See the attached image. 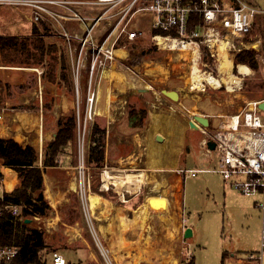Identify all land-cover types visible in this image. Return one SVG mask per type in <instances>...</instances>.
I'll return each instance as SVG.
<instances>
[{
  "label": "rangeland",
  "instance_id": "1",
  "mask_svg": "<svg viewBox=\"0 0 264 264\" xmlns=\"http://www.w3.org/2000/svg\"><path fill=\"white\" fill-rule=\"evenodd\" d=\"M254 5L264 9V0H254ZM25 11L0 6V36L19 35L18 38H28L31 42L35 41V44H38L37 41H41L37 39H42L46 53L41 64L29 67L26 63L27 55L31 57L36 54L34 56L36 59L42 58L38 55L35 47H30L31 55L16 49L0 52V91L4 95L0 102V113L5 112V122L11 128V125L15 126L18 123L14 120L18 111H40L43 103V89L40 83H37L39 80L45 82L47 86H52L50 90L44 88V106L48 111L45 119L48 123L55 120L54 115L50 113L51 107L53 108L56 102L51 93L52 88L59 94L67 92L72 95L74 110L81 115V131L78 129L75 143L68 146L60 155L62 164H66V162L71 164L74 159L77 161L76 166L82 159L86 164L92 126L97 121L108 129L105 147L109 149L108 147L112 146V149L107 150V154L108 152L111 154L112 151L114 153L111 155L115 158L121 155L128 157L136 153L138 148L142 149L148 133L155 134L159 128V133L163 132L167 137L175 139L179 143L181 168H218L217 159L208 160L203 155L199 142L206 137V134L202 133L200 129L188 126V121H191V118L196 115H205L206 117L209 115V117L211 116V126L216 127L222 121L219 119L220 117L224 118L227 115L235 114L246 105L247 101L259 99L264 95V22L261 19L256 20L252 30V36L261 40L259 46L262 47L258 50L252 49L257 53L258 66L252 67L250 63H238L236 57L240 52H232L235 66L247 64L252 73L249 76L240 77L241 85L235 91L227 89L225 84L221 87H214L206 82H204L206 87L203 91L196 87L192 88L188 82L192 72V55L187 51L170 50L158 46L152 38V16L148 13L139 15V18L133 23V28L143 31L138 39L134 42H124L120 46L128 51L126 59L116 58L108 68L97 67L92 78L88 63L89 54H84L86 62L80 67V79L76 80L74 72L77 67L72 65V60L76 59L79 54V50H76L78 44L73 42L71 51L59 30L56 29L57 26H41L40 33L35 34L34 25L25 21L27 20L24 16ZM258 17L264 19V16ZM46 27L47 29H45ZM76 28L75 24L68 25L69 31L73 33L77 32ZM245 41H251V39L247 38ZM16 47L20 48V44ZM48 50H54V53L48 54ZM202 51L203 60L198 59L199 69L211 73L213 76L221 77L217 61L215 60L213 63L206 61L207 55L204 49ZM64 59L67 61L68 68L71 67V72L68 69V75L75 81L74 92L69 87L68 82L71 80L67 82L61 79V67ZM113 71L124 74L127 82L112 78ZM234 73L238 76L237 67L234 68ZM29 75L31 76L28 78ZM36 86V89L33 88ZM163 90L177 91L180 97L178 100H173ZM131 108H137L139 111L142 108L147 110L148 116L145 120L147 124L144 130L130 129L127 114ZM90 114L93 116L92 119ZM154 114H159V119L149 130L151 117ZM19 126L12 127L15 128L13 132L19 135V139L23 140L24 135H30L34 139L31 136L32 132L30 134L27 129H22ZM187 128L193 131L187 130ZM47 143L44 141V148ZM39 152L41 158V149ZM110 165L127 167L124 166L122 160L119 163H110ZM132 165H138V161L133 162ZM76 166L69 170L70 174L68 173V175L57 169L51 178L46 174L45 179L47 187L52 189L65 188L66 184L72 181L69 183V187L71 188L70 185H72L76 189H70L71 208L64 207L62 213L68 222L70 209L80 211L81 207L79 208V204L75 203H81L83 199V210L87 221L85 223L82 218L78 224L83 226L88 224L89 226L88 218L96 217L97 213L91 215L87 198L91 192H99L102 188L100 186L101 176L105 172L107 162L104 161V166L101 169L95 168V166L88 167L86 164L87 169L83 172V176L79 166ZM106 170L108 171V169ZM136 170V168H131L130 172L135 173ZM183 176L185 178L183 188L184 217L186 223L195 228V236L191 239V244L189 243L190 238L180 240L179 253L177 252L181 257L180 264H187L192 255L195 257V264H223L225 252H229L230 255L236 253V257L247 259V255L252 251L260 249L262 225L258 224V213L246 204V200L254 202L256 196H245L226 185L223 176L218 173L197 172L193 175L186 172L183 173ZM81 180L86 185L84 198H81L79 194ZM75 182H78L76 187ZM162 185H159V190ZM150 193V186L144 187L143 193L136 200L145 201V197ZM115 194L112 192V197L115 198ZM103 199L105 198L103 197ZM151 210L155 215L148 212V216H154L150 222L149 231L145 235L142 233L140 237L127 238L128 242L125 244V248L119 252L120 254L112 252L111 247L102 236L101 241L98 242L89 227V233L86 231L85 235L90 240L91 248L96 254L94 264H109V261L113 264H129L127 258H123L121 255L125 254L131 257L134 252L146 255L142 264H160L159 253L176 251L177 243L170 237L174 225L168 221V216H161L157 210ZM145 225L146 223L142 224V227ZM240 251H244L243 254L238 253ZM68 264L71 263L68 262Z\"/></svg>",
  "mask_w": 264,
  "mask_h": 264
},
{
  "label": "built area",
  "instance_id": "2",
  "mask_svg": "<svg viewBox=\"0 0 264 264\" xmlns=\"http://www.w3.org/2000/svg\"><path fill=\"white\" fill-rule=\"evenodd\" d=\"M0 6L27 10L25 17L39 28L57 26L71 51L73 42H76L79 54L72 60V65L77 67L74 72L76 80L80 79V67L86 62L84 54H89L92 78L97 67L111 66L116 59L114 52L120 49V41L126 38L134 42L142 34V30L133 28V23L139 15L146 13L152 16V28L169 32L152 36L158 46L160 38L194 44L198 47L200 60H203L202 50L206 48L217 61L223 42L228 43L231 57L232 52L262 47L259 46L261 40L252 36V30L258 16H264V9L244 0H0ZM191 14H198L202 19V24L192 30L189 29ZM69 24H75L77 32L69 31ZM247 38L251 41H245ZM237 71L239 77L249 76L241 74L239 67ZM238 87L240 85L235 88ZM263 103L264 95L247 101L235 114L221 117L218 127L209 125L208 129L195 122L206 134L201 142L202 149L208 160H218V168L179 169V172L193 175L197 172L218 173L226 185L241 194L264 196ZM80 117L77 112L79 131ZM90 118H93L91 114ZM210 141L215 143V149L208 146ZM78 166L83 176L87 169L85 161L82 159ZM85 192L86 185L81 180V198ZM257 207L262 216L261 247L257 253L249 254L251 261H260L264 256V199L258 202ZM4 208H9L13 216L21 214L19 206ZM89 226L100 242L92 223ZM19 254V247L0 244V264H15ZM52 264L68 263L62 255L54 253ZM109 264L113 263L109 261Z\"/></svg>",
  "mask_w": 264,
  "mask_h": 264
},
{
  "label": "crops",
  "instance_id": "3",
  "mask_svg": "<svg viewBox=\"0 0 264 264\" xmlns=\"http://www.w3.org/2000/svg\"><path fill=\"white\" fill-rule=\"evenodd\" d=\"M244 1L249 2L254 5V0H248V1L244 0ZM24 13H25L24 14L25 16L26 14H28V11L26 10ZM259 19H261L264 22L263 18L258 17L257 20ZM25 21L26 23L31 24V22H29L28 19ZM12 36H19V35H12ZM233 61H234V68L236 67L238 68L239 64L235 66V59H233ZM234 68H233V72H234ZM30 76L31 75H29L28 78ZM37 83L38 84L40 83L43 89V103L41 104L40 111H37V112L24 111V110L18 111L15 114V119H14L18 121V123L15 126L11 125V128H10V125L8 127L7 123L5 122L6 120L5 112L0 113V119L3 120V123L2 124L0 123V138H12L23 146L30 145V146L35 147L38 150V152L41 149L42 154H41V159H40L41 161L40 166L43 168L42 159H43V152H44L43 148L45 146L43 145L44 141H46V143L47 142L50 143L55 140V137L57 134L58 119L61 116L70 115L72 111L74 110V103L72 100V97H73L72 95H69V93L67 94V92H65L64 94H59L58 92L54 90V88H52L53 90H51V93L53 97L55 98L56 102L53 105V108L51 107L50 113L54 115L53 117L55 120L48 123L47 120L45 119V116L48 111L46 107L44 106V88H48L50 90L52 86L51 85L47 86L45 82H42L40 80ZM33 88L36 89L37 86ZM207 116L209 117V115ZM193 118L191 119L193 120ZM219 119L222 120L221 117ZM209 122L211 125V116H210ZM220 123L221 121L218 123V125ZM146 124H145V127L142 128L143 130L146 128ZM17 125H20L19 127H22V129L23 128L27 129L30 132V134L32 132L33 134H31V136H33L34 139L30 137V135L28 136L24 135L23 140L19 139L18 138L19 135L13 132L15 128L14 129L12 128V127H16ZM189 125H190V120L188 121V126ZM103 127L106 128V131L108 130L106 126H103ZM195 129H200L201 132L204 133L202 130L203 128L199 127ZM139 130L141 129H138L135 131H139ZM187 130L193 131L190 128H187ZM159 135H161L164 138L163 141L157 140V137ZM201 142L202 140H200L199 142L200 145H201ZM49 143H47V145ZM144 144L145 145L142 149L138 148V151L136 153H133L129 155L128 157H124V155H121L120 157L115 158L113 155H111L114 152L111 151V154H109V152L107 154V150L109 151L110 148L112 149V146H109L108 147L109 149L106 148V157H105V161L107 162L106 169L110 170L111 175L119 177L120 175L119 173H122V171L128 172L131 174L130 169L136 168L137 169L136 172H139V173L143 172L146 174V176H144L145 181L141 182L138 190H134L133 186H131L132 189L131 188L123 189V191L122 189L117 190L116 186H114V184L112 183H110L109 188L105 189L103 188V185H104V178H103L104 172H103L101 176V184H100L102 188L99 190V192H95V193L101 194L107 201H109V203L102 204L100 208L96 211L97 216L94 218L93 217L89 218L90 220L88 219V221H90L89 223H92V226L97 232V235L100 241H101V236H102L104 240L106 241V243L109 244L111 249H115V253L117 254L125 248V244L128 242L127 238H133V236L140 237L142 236V233L143 235H145L146 232L149 231V228L151 227L150 222L153 220L154 216H150V218L146 221V225L144 227L140 226L139 224H134L132 221L136 215V211L143 204L146 203V198L148 196L151 197V196L162 195L168 200L170 204V209H169L170 213L168 212L164 216H168L167 218L169 219L168 221L174 225V229L170 233L171 234L170 237L172 240H175L177 244L175 246L176 251L170 252V253L169 252L159 253L160 254L159 256L160 264H166L164 260L170 259V258H178L179 264H180L181 257L179 254H177L179 247H180L179 245L180 240L181 239L184 240L186 238L185 232L188 228H191L193 232V235L190 237V242H189L190 244L192 242L191 239L195 236V228L193 226L188 225L186 223V218L184 217L183 188H184L185 178L183 174L179 172V169L181 168L180 167L181 147L179 146V143H177L175 139H171L167 137V135H165L163 132L159 133V128L157 129L155 134L150 133V132L148 133ZM41 145H43V147H41ZM201 149H202V146H201ZM159 150L161 151L159 152ZM141 152L144 154L143 158H142ZM203 155L206 157L204 150H203ZM121 160L123 161L124 166H127V167L121 168V167H116L115 165H112V166L110 165V163H113V162L119 163V161ZM137 161H138L139 166L132 165L133 162H137ZM75 166L76 165L74 164H69L68 162H66V164L61 163L60 166L49 168L44 172V190H43L44 196L49 201V204L52 206V208L54 209L55 214L51 216L32 217L30 218L31 219L30 224L33 228H37V229L44 231L45 240L48 246H50L51 249L54 250V251H51L49 249L47 253L48 258L49 259L51 258V262H52V255L54 253H59L67 260V263L70 262L71 264H73L74 262H76L77 264H94L95 259H96V254L91 248V244L89 242L90 240L85 235L86 231L89 233V227L91 226V224L90 226H88V224L87 226L86 224L85 226L78 224L79 222H81L82 218L85 223L87 221V218L84 215L83 201H81V203L79 204V208L81 207L80 209L81 218L75 221L74 223H68L62 213V210L64 207L66 208V207L71 206L69 202L70 189L71 190L76 189V188H73L72 185H70L71 188L69 187V183L72 181H69V183L66 184L65 188L59 187L58 189H52L51 187L50 188L47 187V183L45 179L46 174L49 178H51L53 172H56L57 169L64 171L63 174L68 175V173L70 174L69 170L74 168ZM181 169H184V168H181ZM7 170H11V171L13 170L12 173L15 175V178L17 181L16 185L13 187L12 190L8 189L7 186H5L6 184H4L6 179L7 180L12 179V177L8 176L6 172ZM136 172L135 174H138ZM0 173L2 174V181L0 185V195H2L4 192L10 193L14 191L17 187H19L21 180L19 178L18 173L14 169L10 168L9 166L4 165L2 160H0ZM178 180H180L182 183V194H181L182 202H181L180 208L177 207V204L175 202V198L173 196V187H172V185ZM77 184L78 182H75V187L77 186ZM160 184L164 185L160 187L161 190H159ZM149 186H150L151 193L145 197V201L136 200L143 193V188L144 187L147 188ZM47 191H49L51 197L48 196ZM112 192L116 193L115 194L116 199L112 197ZM128 195H132V196L128 198L127 197ZM117 197L119 198L118 200L120 201L117 200ZM263 199H264V196L259 195V196H256V200L254 202H251L250 200H246L247 206L252 208V210L258 213V224H260V226L262 225V216H261V212L259 211L257 207V204ZM87 200H88V207H89L90 213L91 215H93L92 214L93 212L89 206V198H87ZM109 205H112V206H109ZM122 216H126L131 222H129L128 224L123 222V220L121 219ZM90 231L92 233L91 228H90ZM165 233L167 232L165 231ZM259 250L252 251V253H257ZM243 252L244 251H240L238 253L243 254ZM135 253L136 252H134V254L131 257L125 254L121 256L123 258H127V262L129 264H134V259L140 256L146 259V255L144 253H139V254H135ZM143 262L144 260H142L140 264H142ZM223 264H264V256L260 261H251L249 260V258L246 259L242 257H239V258L236 257V253H232V255H230L229 252H225Z\"/></svg>",
  "mask_w": 264,
  "mask_h": 264
},
{
  "label": "trees",
  "instance_id": "4",
  "mask_svg": "<svg viewBox=\"0 0 264 264\" xmlns=\"http://www.w3.org/2000/svg\"><path fill=\"white\" fill-rule=\"evenodd\" d=\"M193 1V0H187ZM202 24V19L198 14L190 15L189 29L192 30ZM45 27V26H44ZM47 29V27L45 28ZM34 33L39 34V28L34 26ZM151 33L167 35L169 32L160 29L151 28ZM38 44L30 39H20L18 36H0V52H6L10 49H16L20 52L31 53L30 47H35L38 55L42 58L36 59L33 54L31 57L27 55L26 63L29 67L35 64H41L46 53V47L42 39H37ZM20 42V43H19ZM124 42H130L124 38L120 41L119 47ZM20 44V48L16 46ZM205 49L207 55L206 61L214 62V58ZM48 54L54 53V50H48ZM31 55V54H30ZM236 60L238 63H250L252 67H257V53L255 50L241 51ZM55 63V62H54ZM71 67L68 68L67 61L64 59L61 67V79L69 81V87L74 92L75 81L68 75ZM45 79V77L43 76ZM1 86V83H0ZM4 98L2 91H0V102ZM148 116L147 110L142 108H131L127 117L129 120V127L132 130H138L145 127L146 118ZM78 132L77 111L74 110L70 115L61 116L57 121V134L55 140L50 142L44 149L42 166H40V155L38 150L33 146H23L12 138H0V160L4 165L14 169L21 180L19 187L12 192H4L0 195V244L14 245L20 248V254L15 260V264H52L51 259L48 258V251H54L48 246L45 240V233L43 230L33 228L26 219L32 217L51 216L55 214L54 209L49 204V201L44 196V172L53 167L61 165L60 155L71 144L76 141V134ZM106 128L97 121L92 126L91 143L89 146V155L86 160L88 167L95 166L101 169L105 161V139ZM111 149V148H110ZM71 164L77 165V161L72 160ZM2 181V174L0 173V185ZM80 204L79 202L75 203ZM5 206H19L21 214L13 216L9 208ZM66 208H71L66 207ZM81 218L79 210L70 209L69 223H74ZM187 264H195V257L192 255Z\"/></svg>",
  "mask_w": 264,
  "mask_h": 264
},
{
  "label": "bare ground",
  "instance_id": "5",
  "mask_svg": "<svg viewBox=\"0 0 264 264\" xmlns=\"http://www.w3.org/2000/svg\"><path fill=\"white\" fill-rule=\"evenodd\" d=\"M159 44H160V46H162L165 49L187 51L189 54L192 55V58H193L192 59L193 60L192 72L190 73V78L188 81L189 84L192 85V88L196 87V88L204 91L205 87H206L204 82H206V83H209L210 85H212L214 87H219V86L221 87L223 84H225L227 86V88H229L231 91H233V90L235 91L236 90L235 87L238 85H241L242 79L232 71L233 67H234V61L228 52V49H227L228 43L227 42H223L221 44L220 54H219L218 59H217V63L219 64V69H220L221 75H222L221 77L213 76L211 73L203 72L199 69L198 59L200 57H199V50H198L197 45L190 44V43H184L183 44L177 40H168V39H164V38L159 39ZM256 45H258V43ZM114 54H115V57L119 58V59H126L128 57V51L125 50L124 48L117 49L114 52ZM239 70H240L241 74H245V75H250L252 73L251 69L247 65L240 64ZM113 72L114 73H111L112 78L118 79L119 81L127 82V78L124 74L118 73L117 71H113ZM151 118L152 119H151L150 126L148 129H151L152 126L155 124V122L159 119V114H157V115L154 114ZM0 123L2 124L3 120L0 119ZM12 171L11 170L6 171L8 176L12 177V179L11 178H10L11 180L6 179V181L4 183V184H6L5 186H7V188L10 190L13 189V187L16 185V182H17L15 175L12 173ZM119 174H120L119 177L113 176V175H111L110 170H108V171L105 170V172L103 174V178H104L103 188H105V189L109 188L110 183H112V184H114V186H116L117 190L122 189V191H123V189H130L131 186L134 187L133 188L134 190H138L141 182L145 181L144 176H146V174L143 172H140L138 174H135V173L130 174V173L122 171V173H119ZM172 187H173V196L175 198V202L177 204V207L180 208L181 202H182L181 201L182 200L181 199V194H182V183H181V181L178 180L177 182H175L172 185ZM47 194L49 197H51L49 191H47ZM151 199H163L165 201L164 202L153 201V203L151 204L150 203ZM89 201H90L89 206H90V209L92 210L93 213H96V211L100 208V206L102 204L109 203V201H106L105 199H103V197L100 194H97L94 192L90 193ZM109 206H112V205H109ZM156 208H158V209H156ZM151 209L157 210V212H159L161 214V216H164L169 212L170 204H169L168 200L162 195L151 196V197L148 196L146 198V203L143 204L136 211V215H135L132 222L134 224H139L140 226H142V224H145L146 221L150 218V216H148V215L154 214ZM148 212H149V214H148ZM121 219L123 220V222H125L127 224L129 222H131L126 216H122ZM111 250H112V252H115V249H111ZM142 260H145V258H143L142 256L135 258L134 264H140L142 262ZM131 263H132V261H131ZM165 263L166 264H179V259L178 258L166 259Z\"/></svg>",
  "mask_w": 264,
  "mask_h": 264
},
{
  "label": "water",
  "instance_id": "6",
  "mask_svg": "<svg viewBox=\"0 0 264 264\" xmlns=\"http://www.w3.org/2000/svg\"><path fill=\"white\" fill-rule=\"evenodd\" d=\"M163 92L167 96H169L170 98H172L173 100H178L179 97H180L179 93L177 91H174V90H163ZM261 108H264V103L261 104ZM195 122H199L200 124H202L203 126H206V127H209V125H210V122H209L208 117L203 116V115H196V116H194V121L193 120L190 121V126L192 128H198V126L196 125ZM163 139L164 138L161 135H159L157 137V140H159V141H163ZM208 146L211 149H215V147H216L215 143L212 142V141H210L208 143ZM153 201H156V202H159V201L164 202L165 200H163V199H151L150 200V203L152 204ZM26 222L30 223L31 222V219H26ZM192 235H193L192 229L191 228H188L186 230V232H185V237L186 238H190Z\"/></svg>",
  "mask_w": 264,
  "mask_h": 264
}]
</instances>
